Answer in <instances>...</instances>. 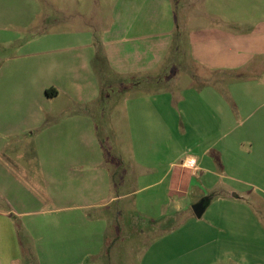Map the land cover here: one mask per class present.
<instances>
[{
  "label": "rangeland",
  "instance_id": "374dc122",
  "mask_svg": "<svg viewBox=\"0 0 264 264\" xmlns=\"http://www.w3.org/2000/svg\"><path fill=\"white\" fill-rule=\"evenodd\" d=\"M114 1L0 0V39L14 40L0 41V56L24 57L21 42L40 31L59 35L50 43L91 33L102 55ZM171 2L175 29L170 44L158 40L156 70L98 78L102 100L53 102L70 109L64 137L46 150L79 157L33 162L16 174L23 186L0 193L20 264H264V0ZM7 23L34 26L3 31ZM189 155L202 168L176 198L162 177Z\"/></svg>",
  "mask_w": 264,
  "mask_h": 264
},
{
  "label": "crops",
  "instance_id": "0c3cea01",
  "mask_svg": "<svg viewBox=\"0 0 264 264\" xmlns=\"http://www.w3.org/2000/svg\"><path fill=\"white\" fill-rule=\"evenodd\" d=\"M61 9L59 7L57 11L62 12ZM173 9L171 0H115L110 10L109 25L102 27L104 49L99 56L91 33L84 31L65 35L71 41L54 43L50 42L58 39L59 35L40 31L36 38L21 42L24 49L20 55L24 57L16 60L10 53L0 56V193L14 186H23V181L16 174H28L34 170L33 162L41 167L52 158L79 157L80 154L74 152L46 150L45 143L64 137L66 127L62 118L70 109L64 106L57 108L54 103L60 97H66L73 105L92 103L98 96L102 100L104 93L96 81L98 78L116 76L129 81L156 70L162 56L158 40L164 36L170 44L175 29ZM78 12L80 17L84 16V12ZM101 19L105 24L104 18ZM40 23H47L44 16L40 17ZM17 26L32 29L34 25H1L3 31L16 30ZM10 38L0 39L6 48L13 46L14 40ZM155 49L158 56L154 54ZM90 90L93 98L85 99L84 95L87 96ZM47 117L57 122L44 125L48 122ZM40 129L48 133L52 131L51 136L47 134L46 137L44 131L38 135ZM208 139L206 142L211 141ZM189 160L195 161L193 168L184 165L183 162ZM201 168L202 162L194 155L185 157L179 164L176 157L169 160L162 177L163 180L169 179V194L176 198L188 194L192 176ZM1 203L0 264H20L22 253L11 218L12 210L3 208Z\"/></svg>",
  "mask_w": 264,
  "mask_h": 264
},
{
  "label": "water",
  "instance_id": "95a60500",
  "mask_svg": "<svg viewBox=\"0 0 264 264\" xmlns=\"http://www.w3.org/2000/svg\"><path fill=\"white\" fill-rule=\"evenodd\" d=\"M204 203H205L204 200H200L199 202H197L196 204H194V205L192 206V210H193V212L195 213V215H196L197 217H200V216L203 214V212H204V210H205V205H204Z\"/></svg>",
  "mask_w": 264,
  "mask_h": 264
},
{
  "label": "built area",
  "instance_id": "2783aa9c",
  "mask_svg": "<svg viewBox=\"0 0 264 264\" xmlns=\"http://www.w3.org/2000/svg\"><path fill=\"white\" fill-rule=\"evenodd\" d=\"M183 163H185L184 165H185L186 167H188V168H193L194 165H195V161H192V160L185 161V162H183Z\"/></svg>",
  "mask_w": 264,
  "mask_h": 264
},
{
  "label": "trees",
  "instance_id": "16d2710c",
  "mask_svg": "<svg viewBox=\"0 0 264 264\" xmlns=\"http://www.w3.org/2000/svg\"><path fill=\"white\" fill-rule=\"evenodd\" d=\"M144 77H146V75H145V76H143V78H144ZM136 85H137V84L134 82V83H133V86H136Z\"/></svg>",
  "mask_w": 264,
  "mask_h": 264
}]
</instances>
